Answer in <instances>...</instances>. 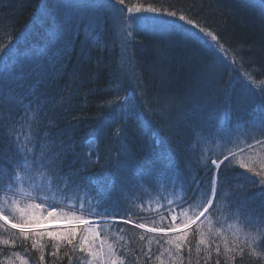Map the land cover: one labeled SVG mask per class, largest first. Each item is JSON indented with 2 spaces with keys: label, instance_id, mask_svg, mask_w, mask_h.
I'll return each mask as SVG.
<instances>
[{
  "label": "trees",
  "instance_id": "16d2710c",
  "mask_svg": "<svg viewBox=\"0 0 264 264\" xmlns=\"http://www.w3.org/2000/svg\"><path fill=\"white\" fill-rule=\"evenodd\" d=\"M9 1L0 7V45H9L6 51L12 56L8 72L15 81L11 89H5L7 97L0 95V168L10 172L8 159H18L16 135L30 136L40 142L37 149L44 145L50 153H61V176L70 177L75 184L83 182L96 193L102 192L99 209L107 208L117 215L102 220L96 217L101 222L97 228L92 227L98 235L84 233L89 243L83 251L81 229L86 225H75L77 236L72 245L60 241L55 248V242L44 237L34 249L31 233L25 240L18 229L0 221V264H106L108 244L113 245L117 264H216L218 259L220 264H264L262 237L244 226V215L239 219L235 216L246 198L247 216L258 219L264 214V194L258 184L250 182L259 180L255 172H264V162H245L247 167H241L243 161L234 162L231 156L224 160L225 155L234 151L218 153L216 135L207 138L208 132L214 133L219 119L225 125V117L230 116L232 123L244 121L240 127L250 136L254 130L248 128L246 121L251 105L264 109V95L253 91L249 84L264 81V0H240L241 7L235 6L239 0H125L120 6L140 9L170 24L167 30L155 27L147 32L136 31L129 47L126 75L120 66V47L109 20L105 22L104 39L96 42L97 49L90 39L80 44L82 39L78 36L82 29L77 37L55 45L51 42L55 38L51 10L56 0ZM45 7L50 11L47 15L43 13ZM149 7L158 12L144 11ZM168 11H176L177 16H168ZM181 14L194 24L180 21ZM174 24L199 35L201 27L212 31L227 50V62L206 48L212 47L202 35L199 42L189 35L183 38L169 29ZM67 46L74 49L70 56ZM198 48L217 63L219 77L193 99L182 102L183 106L171 108L165 102L166 85L175 79L187 81L188 77L190 85H195L190 77L197 73L189 61L192 62V50ZM36 49L48 52L36 61L30 57ZM51 49L54 54L49 53ZM4 71L0 68V74ZM71 81L73 84L69 85ZM124 97L134 102L137 112L128 118L122 113L117 122L114 115ZM210 113L216 115L211 119L212 125L207 123ZM219 131L224 133V129ZM213 159L224 160L219 168L216 206L197 224L185 229L190 248L185 246L177 253L175 245L168 243L178 233L165 236L134 227L138 222L150 227L173 223L169 214L173 207L179 215L176 224L200 211L205 202L203 193L216 171L211 164ZM169 160L175 163L176 170L179 168V191L173 188L172 172L164 168ZM241 171L247 172V176H241L239 181ZM89 177L99 181V187L88 184ZM0 182H6L3 173ZM64 182L60 181L61 185ZM111 183L114 188L108 192ZM105 195L109 196L105 199ZM145 198L151 203L145 205ZM153 198H157L156 202ZM228 205L232 207L229 209ZM116 217L130 218L134 224L110 220ZM45 229L65 230L63 226L40 230ZM201 234L209 241L207 244H199ZM251 237H255V244L250 243ZM4 240L9 243L4 244ZM90 244L103 259L98 256L93 261L88 251ZM226 244L231 252H225Z\"/></svg>",
  "mask_w": 264,
  "mask_h": 264
},
{
  "label": "snow or ice",
  "instance_id": "6c2138e0",
  "mask_svg": "<svg viewBox=\"0 0 264 264\" xmlns=\"http://www.w3.org/2000/svg\"><path fill=\"white\" fill-rule=\"evenodd\" d=\"M116 5H123L125 0H114ZM119 12L123 13V8L117 9ZM137 12L141 11L136 9ZM144 11L152 14H156L158 10L156 8L149 7ZM128 12L131 13L132 9L129 8ZM168 16L176 17V11H168ZM158 18V17H157ZM180 21H186L188 25H193L194 21L187 19L185 15H179ZM125 20L134 19L137 27L142 26V24L149 18L141 16L138 18L124 17ZM131 27V25H128ZM162 27H164L162 25ZM164 30H167L166 27ZM198 32L209 41V46L212 47L217 53L218 58L221 61L227 62L228 57L226 55L225 49L220 43V39L212 31H206L204 28H199ZM131 34V33H129ZM9 45H0V68L5 71L0 74V95L7 97L5 89H11L15 77L8 72L9 61L11 59L12 53L6 51ZM250 87L253 91H259L261 95H264V81H261L257 85L253 81H249ZM119 99V98H118ZM118 107L128 109L130 111L135 109V104L129 98L124 97L121 99V103ZM261 132L264 134V124L261 125ZM15 139V155L18 157L15 161L11 158L8 159V163L11 165L10 172H4L0 168V173L5 176L6 182H0V221H3L6 225L10 226L11 229H18L20 234H23L24 239H28V233L32 235V247L35 249L39 245L40 240L47 237L49 240L55 242L53 247L58 248L60 241H66L69 245H72L73 240L76 239L77 231L75 225H86L87 227L81 229V241L80 249L84 250V245L89 243L88 236L84 233L87 232L91 236L95 237L98 235L96 230L92 227L93 221L85 219L84 216H96L100 217L101 220L104 217L116 216L114 212H110L107 208L103 211L99 209V205L103 203V193H99V199L96 200V204H93V197L90 194V190L87 184L81 182L80 184H75L71 181L70 177L61 176L62 172L60 161L63 157L60 152H49L44 145H41L37 149V144L40 142L34 140L32 137L27 135L17 134ZM257 144L264 143L262 140H257ZM32 145L29 147V145ZM235 158V155L229 152V155L224 156V160H228L229 157ZM224 160L217 161L216 159L211 160V164L216 169L213 172L211 182L203 195L205 197V202L200 205V211L195 213L192 217L185 219L182 223L176 224V215H172L171 219L173 223L164 227H147L144 223H136L134 225L137 229H145L148 233H163L167 236L168 233H178L174 239L169 240L168 243L174 244L176 252H181L182 248L188 246L190 248V243L188 242V229L191 225L197 224L201 221L202 217H206V214L210 212L216 206V198L218 195L217 185L220 179L219 168L223 164ZM168 163H171L170 161ZM241 167H247L241 164ZM249 172H252V168H248ZM179 173V168L177 166V174ZM255 175L259 177V180H250L253 184H258L261 188L262 194H264V172H255ZM179 179V175H177ZM65 181L62 185L60 181ZM88 184L95 183L99 187V181L94 178H87ZM199 186V182H196ZM69 189H71L73 195H68ZM83 190L84 196H80L78 193ZM10 194V195H9ZM23 204V206H21ZM62 204L63 207H58ZM247 198L244 203H242L235 213L237 219L241 215L245 216L243 221L245 227H249L257 232L258 235L262 237L260 240L261 247H264V214L260 215L258 219L249 217L246 215L247 209ZM232 206L228 205L230 209ZM67 209V210H65ZM10 217L14 218L17 222H13ZM101 221H95L99 223ZM129 219H123V223H130ZM56 223L64 227V231H54V230H40L44 228L45 225ZM199 231V227L196 229ZM211 234H209L210 236ZM143 239V237H141ZM15 242V241H13ZM209 241L205 238L204 234L200 235L199 244H207ZM4 244H8V240L3 241ZM251 244L256 243L255 237H251ZM103 247V246H102ZM199 250V249H198ZM88 251L95 261L96 257L101 256L100 252L93 251V247L90 244ZM227 244L225 245V252H231ZM241 256L244 254V250H240ZM216 252L219 254V247L216 248ZM108 260L106 264H117V261L113 258L115 253L113 251V245H107ZM101 259L103 257L101 256ZM40 260H44V256H40ZM24 264V262H22ZM216 264H220L219 259Z\"/></svg>",
  "mask_w": 264,
  "mask_h": 264
},
{
  "label": "rangeland",
  "instance_id": "374dc122",
  "mask_svg": "<svg viewBox=\"0 0 264 264\" xmlns=\"http://www.w3.org/2000/svg\"><path fill=\"white\" fill-rule=\"evenodd\" d=\"M9 3H10L9 0H0V7L3 4H9ZM241 3L242 1L239 0L238 2H236L235 6L241 7ZM118 8H123L124 12L123 13L119 12L117 10ZM131 9L132 12L129 13L128 9L124 8L123 6L116 5L114 3V0H56L54 3V7L51 10V13L53 14L54 26H55V31H54L55 38L51 40V42L52 43L54 42V44L56 45V43L59 44L60 42L68 40V38L71 36L77 37L79 30L82 29V35L78 36V38L82 39L80 44L82 43L84 44L87 39H90L93 42L92 46H94L97 49L98 47L96 42L102 41L104 39L105 29H106L105 22L106 20H109L115 31V38L118 41L120 47V61H119L120 66L123 74L126 75L129 72V68H128L129 47L131 46L132 40L136 36L135 35L136 31L147 32L149 29H156L155 27L161 28L162 25L164 27L170 25L167 23L169 21L148 14H144L142 11L137 12L136 9L134 8ZM43 13L44 15H47L48 13H50V11L47 9V7H45L43 8ZM256 13L258 12L256 11ZM141 16L148 17L149 19L145 21L140 27H137V24L134 19H128V20L124 19V17L138 18ZM253 16H256L255 12ZM262 17L264 18V14H262ZM128 25H131V27H129ZM169 29L171 30L174 29L176 33L178 35H182L183 38H188L187 35H189L191 37H194L195 41L198 42L203 39L202 36L197 34L196 32H192L190 30L188 31L175 24L171 25ZM206 48L208 50H212L213 54L216 56V58H218V53L215 50H213L212 48L209 49L208 47ZM45 52L48 51L44 49L41 50L36 49L33 53H31L30 57L36 58V61H38V59L44 56ZM73 52H74L73 46H70L67 49L68 56L72 55ZM49 53L54 54L52 49ZM206 55L207 52L203 51L200 48L196 50L195 49L192 50V62L189 61L190 67H193L194 73L195 74L197 73V75H194L192 78L190 77V79L194 80L195 85L194 84L190 85V81L188 80L189 77L187 81L184 80L182 82L181 80L179 81V79H175L172 82H168V84L166 85L167 91L165 93V97H166L165 102L171 108H175L178 104H180V106H183L181 105L182 102L188 99H193L192 96L200 94L202 88L204 89L207 88L208 85L213 84L214 81L218 79L219 70H217V65H216L217 63L207 58ZM72 84L73 81L69 83V85ZM167 87H169V90L167 89ZM258 102L260 103V99H258ZM136 112H137L136 108L130 111L128 109L119 107V111L114 115V117L116 116V121L118 122L119 121L118 119H120L121 117L120 114L123 113L124 117L128 118L131 115L134 116ZM208 116H209V120L207 123H210L212 125L211 119L216 117V115L211 116L210 113ZM247 116H248V120L246 121L247 126L248 128L254 130L251 132L252 134H250V136H248L246 130L240 127L242 126V123L244 121L232 123L231 121L233 117L230 116L229 118L225 117V119L227 120V123L225 125H222L223 123L221 124V119H219L218 124L214 126L213 129L214 133L212 134L211 132H208L207 138L214 137L216 135L215 150L218 151V153L224 150L226 151L233 150L234 152L232 153L236 156V158H234V162L243 161V165L246 164L245 162L257 164V162L261 161L260 163H262L264 162V143L257 144L256 140L264 136V134H262L261 132V125L264 124V109H261L260 107L258 108L255 104H252L250 113ZM221 129H224V133L219 131ZM200 131L201 133H203L202 132L203 128ZM261 140L264 141V138ZM250 142H254V143H252V145L246 146V144ZM170 162L171 164L166 163L164 168H166L170 173L172 172L170 179L172 181L173 188L179 191L180 182L177 180V175H176L177 170L175 168V163H173L172 161ZM262 166L264 167L263 163ZM126 170L128 171L127 168ZM241 176L242 177L247 176V172H242V171L240 172V174L237 177L239 181H241ZM155 186L158 187L159 182L155 183ZM108 188L109 189H107V191L109 192L110 189L114 188V185H112L111 183L108 186ZM162 189H164L163 186ZM107 191L105 194H107ZM99 193H100L99 190L97 191V193L94 192L93 189L90 190V194L93 197L92 202L94 206L96 204V200L100 198L98 195ZM78 194L80 196H84V191L81 190ZM0 195L3 194L0 193ZM69 195H73V193L69 192ZM108 196L109 195L107 196L105 195L104 198L106 199ZM153 200L156 202L157 198H153ZM150 203L151 201L149 200V198H145L144 204L148 205ZM21 206H23V204ZM169 214H170V219L172 215H176L178 219L179 215L176 207L171 208ZM157 216H160V214ZM84 218L93 221L94 222L93 225L96 228L98 227V223H95V221H100V218H96V216H87V215L84 216ZM10 219H12L13 222H17L12 217H10ZM123 219L124 218L121 217L110 218V220H114V221L123 220ZM130 221L134 224V221L132 220ZM55 226H62V225L51 223L45 225L44 227H55Z\"/></svg>",
  "mask_w": 264,
  "mask_h": 264
}]
</instances>
